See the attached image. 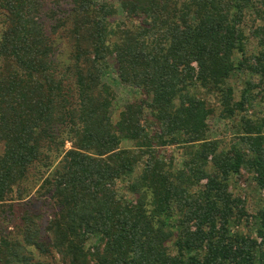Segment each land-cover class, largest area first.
I'll list each match as a JSON object with an SVG mask.
<instances>
[{
	"label": "trees",
	"instance_id": "1",
	"mask_svg": "<svg viewBox=\"0 0 264 264\" xmlns=\"http://www.w3.org/2000/svg\"><path fill=\"white\" fill-rule=\"evenodd\" d=\"M111 72L142 96L116 122ZM254 80L264 0H0V264H264V205L230 189L264 195Z\"/></svg>",
	"mask_w": 264,
	"mask_h": 264
},
{
	"label": "rangeland",
	"instance_id": "2",
	"mask_svg": "<svg viewBox=\"0 0 264 264\" xmlns=\"http://www.w3.org/2000/svg\"><path fill=\"white\" fill-rule=\"evenodd\" d=\"M97 2H112L114 0H96ZM252 26V18L249 16L246 21V30ZM251 47L256 45V41L252 39ZM58 58L64 61V55L66 52V47L60 46L59 48ZM113 68H111L112 70ZM242 78V77H241ZM245 78V77H244ZM104 83L110 85L111 89L114 92V101L112 103V107L110 108V117L112 122H116L118 120L119 113L122 111L123 107L133 99H140L142 96L138 94V92L134 91L132 88H128L125 85L121 84L119 79L111 73H108L106 77L103 79ZM255 85L260 84V89H256L252 91V94L255 95L254 104L251 110L248 111V115L264 117V83H260L259 80H254ZM228 85H230L234 89V100L237 101L240 97V93L243 89V83L238 78H231L228 81ZM263 88V90H262ZM218 99L216 97H210L211 105L214 107H218ZM216 116H213L208 120L209 125V135L211 138H224L229 139V131L231 124L226 123L223 118L218 117L219 109L217 110ZM70 148V144H65V149ZM166 156L173 155L176 159V164L180 163V151L178 148L172 147L166 150ZM2 152V146H0V153ZM230 189L234 196L240 197L245 204L246 210L250 214H255L258 209H260L264 205V195L258 191V189L254 186L251 175H249L244 170L240 173L239 176L233 177L230 182ZM37 211L41 217L48 216V210L43 207H37ZM42 221V220H41ZM94 244V241H90L87 246L91 247ZM37 260L41 262V264H62L58 257L54 254H49L46 256L37 255Z\"/></svg>",
	"mask_w": 264,
	"mask_h": 264
}]
</instances>
